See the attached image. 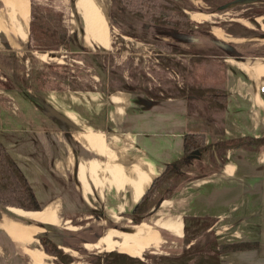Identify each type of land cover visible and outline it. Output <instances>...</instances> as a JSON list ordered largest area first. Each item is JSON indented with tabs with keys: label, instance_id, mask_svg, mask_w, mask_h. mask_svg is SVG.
Here are the masks:
<instances>
[{
	"label": "crops",
	"instance_id": "crops-1",
	"mask_svg": "<svg viewBox=\"0 0 264 264\" xmlns=\"http://www.w3.org/2000/svg\"><path fill=\"white\" fill-rule=\"evenodd\" d=\"M190 18L197 24L205 22ZM261 18L262 13L253 16L264 30ZM29 20L30 0H0L1 76L5 82L15 81L14 88H0V142L26 177L40 206L38 211L27 212L43 211L46 220L40 216L43 223L35 222L11 211L19 208L0 207V264H36L14 236L23 226L41 229L28 238L37 241L42 250L38 237L47 235L42 233L44 228L57 225L61 219L67 222L79 215L88 219L100 209L111 222L113 214L120 223L128 210L130 219L131 209L152 179L182 156L185 134H202L206 144L264 136V93L259 91L264 84V57L237 58L232 52L197 55L203 60L209 58L216 70L222 68L220 74L209 77L210 84H203L221 87L226 93L220 120L219 115L204 110V102L195 97L191 103L186 96L154 99L132 88L30 90L23 82V66L29 61L24 56ZM214 44L229 47L222 40ZM82 132L89 146L78 138ZM109 151L113 154L110 163ZM206 158L218 159L217 168L183 182L142 221L177 219L180 237L157 231L168 243L161 244L160 250H165L162 254L178 255L188 246L183 241L184 219L212 218L214 223L208 230L218 243L225 237L229 242L255 243L252 248L220 255V264H264L263 148L228 149L219 158L216 152L208 151L202 155L203 160ZM136 163L148 173L139 170ZM125 176L128 182L123 185ZM110 209L116 211L108 214ZM104 236V240L109 239ZM58 247L74 259L65 246Z\"/></svg>",
	"mask_w": 264,
	"mask_h": 264
},
{
	"label": "rangeland",
	"instance_id": "rangeland-1",
	"mask_svg": "<svg viewBox=\"0 0 264 264\" xmlns=\"http://www.w3.org/2000/svg\"><path fill=\"white\" fill-rule=\"evenodd\" d=\"M32 2L35 14L40 19L39 22L45 26H56L58 21L56 14L62 15V24L66 26L69 41L66 48L40 52L32 48L35 43L30 39L28 28V49L24 56L26 55L29 61L26 66H23L26 68L23 82L30 90L93 88L98 91H110L121 88L124 84L125 88L121 89L132 88L148 96L141 90L142 88L186 89L189 86L210 84L209 77L217 74L222 68L219 66V71L216 70L209 58L203 60L197 55L232 52L237 58H241L240 56L264 57V30H261L253 19L256 14H264V0H174L189 18L205 21L190 31L138 20L116 0H96L99 7L102 6L105 10L103 12L106 20L96 13L90 0H32ZM78 6L83 15L91 11L84 16L91 36L87 34L86 23ZM259 21L264 28V19L261 18ZM93 39L103 46L109 43L110 45L105 48ZM220 40L229 47L222 48L221 44L216 47L214 43ZM41 41L38 40V42ZM167 47L182 49L187 54H170ZM191 54L196 56H189ZM43 55L45 56L42 57ZM164 57L169 58L170 61L165 63ZM195 59L202 60L198 63ZM198 64L200 65L195 66ZM1 73L0 70V88H14L15 81L5 82ZM27 115L32 116L29 113ZM32 122L37 123V120L32 117ZM111 157H108L109 163L113 162ZM203 161L207 163L209 169L216 168L218 165V162L212 159ZM203 167V165L195 167L191 170L193 174L182 172V175L174 182L166 181L161 184L159 190L153 195L151 209L156 210L159 202L171 198L176 193V187L195 177ZM81 178L84 180L83 175ZM127 179L128 177L125 176L123 185L127 183ZM91 210L96 211V209ZM110 210L108 214L116 211ZM128 211L122 214L120 223H118L120 219L113 214L110 216L111 222L109 216L100 209L98 214L94 213L95 215L88 219L81 215L66 219L67 222L61 219L57 225L44 228L42 233L47 234L56 244L65 246V251L74 255V262L71 264H91L90 261L93 258L102 257L109 251H134L136 248L134 242L123 236L118 237L113 229L124 232L138 224H143L159 237L157 229L169 231L176 237L181 236L180 222L177 219L172 222L152 220L150 223L145 220L135 224L130 222ZM148 213L153 212L148 211ZM114 224H117L116 227L119 230L114 227ZM168 226L177 231L166 229ZM104 235H107L110 240H104ZM212 235L214 236L213 233ZM100 238H102L101 246L98 243ZM219 241L221 242L219 244L233 243L226 237ZM165 242L163 240L162 244L167 245L168 243ZM111 246L112 250L107 249ZM163 251L160 248L154 251L147 247L139 257L143 260L144 255L159 256L163 255ZM165 256H172V254ZM51 259L54 260V258Z\"/></svg>",
	"mask_w": 264,
	"mask_h": 264
},
{
	"label": "trees",
	"instance_id": "trees-1",
	"mask_svg": "<svg viewBox=\"0 0 264 264\" xmlns=\"http://www.w3.org/2000/svg\"><path fill=\"white\" fill-rule=\"evenodd\" d=\"M127 12L134 18L161 26H167L179 30L190 31L200 24L195 23L183 9L174 0H116ZM57 15V25L53 27L45 26L39 22L35 14V7L30 0V20L29 35L34 40L32 48L40 52H47L54 49L66 48L68 46V32L66 26L62 24V15ZM252 20V18H251ZM38 40H42L38 42ZM170 54H187L184 50L178 48H166ZM200 62L202 59H195ZM193 60V61H195ZM165 63L169 58L163 59ZM121 88H125L122 84ZM141 90L151 98H171L188 97V103H191L192 97L202 100L205 104V110L214 116L222 115L226 107V93L221 87L208 86H189L186 89L180 87L152 88L144 87ZM218 118V116H217ZM262 147L264 150V136L250 137L243 136L232 139L217 141L212 144H206L202 134H185L183 137L182 156L165 166L163 171L154 177L149 187L144 191L137 203L130 212L132 223H140L151 209L153 195L166 181L177 180L182 172L193 174L191 170L195 167L204 166L202 171L195 176H205L210 170L217 168H208L207 163L202 159L205 152L212 151L217 153V157L228 149L254 148ZM218 160V159H217ZM213 160V161H217ZM219 161V160H218ZM217 161V162H218ZM206 166V169H204ZM195 172V171H194ZM0 207H15L25 211H38L40 206L29 185L26 177L11 157L5 146L0 142ZM41 213V212H38ZM212 218L187 217L183 221V241L188 244L183 247L178 255L165 256L159 255L149 257L144 255L141 260L138 257H132L124 253L109 251L103 258H93L91 264H220L219 257L222 254L246 250L255 246L251 242H233L219 244L211 231L208 229L213 225ZM38 241L44 253L54 258L55 264H70L73 258L65 254L58 245L47 235H40ZM150 260V262H149Z\"/></svg>",
	"mask_w": 264,
	"mask_h": 264
},
{
	"label": "bare ground",
	"instance_id": "bare-ground-1",
	"mask_svg": "<svg viewBox=\"0 0 264 264\" xmlns=\"http://www.w3.org/2000/svg\"><path fill=\"white\" fill-rule=\"evenodd\" d=\"M96 13L101 16L103 19L106 20L105 18V13L103 12V10L99 7V5L97 4V2L95 0H90ZM79 12L80 14L83 16L85 23H86V30H87V34L88 36H91L88 24L86 22L85 19V15H88L91 13V11L86 12L84 15L82 13V11L80 10L79 6H78ZM212 31V30H211ZM217 33V32H216ZM221 33V32H220ZM22 34H25V32L23 31ZM228 37V36H227ZM87 38V37H86ZM94 41H96L98 44L102 45L101 43H99L97 40L93 39ZM225 40V39H224ZM103 46V45H102ZM104 47V46H103ZM106 48V47H105ZM45 55H43L42 57H44ZM41 57V56H39ZM50 60V59H49ZM47 61V60H46ZM243 67V66H242ZM78 138L86 143L88 145V140H86V136L85 134L82 132L80 134H78ZM100 141V138L98 139ZM89 146V145H88ZM109 154L112 156L113 154L109 151ZM113 158V156L111 157ZM137 165V164H136ZM137 168L139 170H143V168L140 165H137ZM128 182V181H127ZM84 187V186H83ZM143 195V194H142ZM139 200V199H138ZM137 200V201H138ZM136 201V202H137ZM11 211H13L15 214L20 215L22 217H25L29 220H34L35 222H39V223H43V219L40 217L41 213L35 212V213H31V212H27V211H22L19 209H14L12 208ZM112 220V219H111ZM11 226V224H10ZM13 227V226H12ZM17 229V228H16ZM15 229V230H16ZM166 229H170V230H176L173 229L171 226L166 227ZM41 229H36L35 227L32 226H23L21 228H18L15 232V238L18 244H23L25 245V247L23 248L24 251L27 253V255L36 263V264H52L50 257H47L45 255V253L42 252V250H40L38 248L37 241L31 240L30 238H28V236L39 232ZM113 231L115 232V235L119 236H123L124 238L134 242L135 244V249L134 251H124L122 250L124 253H127L131 256L134 257H139L142 254V251H144L145 248L150 247L152 250L156 251L160 248V245L163 243V240L157 236V234L150 228L144 226L143 224H138L136 225L133 229H129L126 230L124 232L121 231H117L115 229H113ZM177 231V230H176ZM175 231V232H176ZM13 233V232H12ZM13 235V234H12ZM99 245H101V243L99 242ZM109 250H112L113 247H109L107 248Z\"/></svg>",
	"mask_w": 264,
	"mask_h": 264
},
{
	"label": "built area",
	"instance_id": "built-area-1",
	"mask_svg": "<svg viewBox=\"0 0 264 264\" xmlns=\"http://www.w3.org/2000/svg\"><path fill=\"white\" fill-rule=\"evenodd\" d=\"M259 91H260L261 93H264V84L259 86Z\"/></svg>",
	"mask_w": 264,
	"mask_h": 264
},
{
	"label": "flooded vegetation",
	"instance_id": "flooded-vegetation-1",
	"mask_svg": "<svg viewBox=\"0 0 264 264\" xmlns=\"http://www.w3.org/2000/svg\"><path fill=\"white\" fill-rule=\"evenodd\" d=\"M43 219H45V215H44V212L42 211L41 212V215H40ZM46 220V219H45Z\"/></svg>",
	"mask_w": 264,
	"mask_h": 264
}]
</instances>
